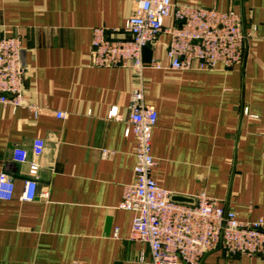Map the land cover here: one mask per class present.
<instances>
[{
    "label": "crops",
    "instance_id": "1",
    "mask_svg": "<svg viewBox=\"0 0 264 264\" xmlns=\"http://www.w3.org/2000/svg\"><path fill=\"white\" fill-rule=\"evenodd\" d=\"M140 1L0 0V36L23 38L27 96L40 109L0 103V174L14 182L13 196L0 198V264H153L150 245L131 238L134 212L119 207L135 179L136 137L125 129L140 86L158 111L152 177L174 195L204 193L241 221L264 219V0H198L241 15L247 37L239 65L151 67L153 57L167 62L165 31L144 47L140 77L127 67L91 65L94 28L124 35ZM111 108L122 118H110ZM37 138L45 140L40 156ZM22 150L38 162L36 175L14 159ZM34 176L48 197L23 199ZM203 264L264 259L216 249Z\"/></svg>",
    "mask_w": 264,
    "mask_h": 264
},
{
    "label": "built area",
    "instance_id": "2",
    "mask_svg": "<svg viewBox=\"0 0 264 264\" xmlns=\"http://www.w3.org/2000/svg\"><path fill=\"white\" fill-rule=\"evenodd\" d=\"M174 17L175 23L165 25L164 18ZM162 31L170 35L166 51L167 62L153 57L151 67L185 70L215 69L219 63L233 67L244 59L246 33L243 20L233 10L223 11L195 3H175L173 0H141L136 13L130 15L123 28L97 26L93 30L90 64L121 66L142 75L146 67L143 49L155 42ZM126 34V35H125ZM21 36H0V103L13 108L26 105L38 115L39 106L27 96L25 77L28 65L23 59ZM144 88L132 94V114L125 134L136 137L135 179L124 187L120 208L134 212L131 238L150 245L153 264H203L206 255L223 249L229 255H260L264 259V219L241 221L235 210L227 209L218 200L204 193L195 195L192 202L173 199V193L160 185L151 175L157 164L152 154L153 129L158 111L144 101ZM245 113L249 114L248 107ZM58 117L65 112L57 111ZM110 118L121 119L116 108ZM45 140L34 139L33 152L40 156ZM18 162H27L32 175L39 164L30 160L26 151L14 154ZM12 177L0 174V198H11ZM48 192H39L36 176L25 182L23 199L33 200Z\"/></svg>",
    "mask_w": 264,
    "mask_h": 264
},
{
    "label": "water",
    "instance_id": "3",
    "mask_svg": "<svg viewBox=\"0 0 264 264\" xmlns=\"http://www.w3.org/2000/svg\"><path fill=\"white\" fill-rule=\"evenodd\" d=\"M173 199L181 202H192L193 198L192 197H187L184 195H173Z\"/></svg>",
    "mask_w": 264,
    "mask_h": 264
},
{
    "label": "rangeland",
    "instance_id": "4",
    "mask_svg": "<svg viewBox=\"0 0 264 264\" xmlns=\"http://www.w3.org/2000/svg\"><path fill=\"white\" fill-rule=\"evenodd\" d=\"M216 250V249H215ZM226 252V251H225Z\"/></svg>",
    "mask_w": 264,
    "mask_h": 264
}]
</instances>
